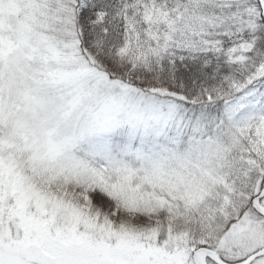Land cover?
<instances>
[{
    "label": "snow or ice",
    "instance_id": "1",
    "mask_svg": "<svg viewBox=\"0 0 264 264\" xmlns=\"http://www.w3.org/2000/svg\"><path fill=\"white\" fill-rule=\"evenodd\" d=\"M0 264H264V0H0Z\"/></svg>",
    "mask_w": 264,
    "mask_h": 264
}]
</instances>
